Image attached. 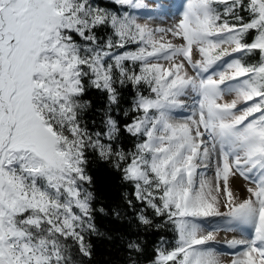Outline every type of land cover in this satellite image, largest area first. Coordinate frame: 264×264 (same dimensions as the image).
Wrapping results in <instances>:
<instances>
[{
    "label": "snow or ice",
    "instance_id": "snow-or-ice-1",
    "mask_svg": "<svg viewBox=\"0 0 264 264\" xmlns=\"http://www.w3.org/2000/svg\"><path fill=\"white\" fill-rule=\"evenodd\" d=\"M111 3L0 0V264L91 260L85 237L107 214L91 155L132 186L137 204L123 199L139 225L174 233L150 264H264V0ZM128 86L138 115L120 125ZM90 89L106 94L99 131L85 119ZM125 249L139 264V239Z\"/></svg>",
    "mask_w": 264,
    "mask_h": 264
},
{
    "label": "trees",
    "instance_id": "trees-1",
    "mask_svg": "<svg viewBox=\"0 0 264 264\" xmlns=\"http://www.w3.org/2000/svg\"><path fill=\"white\" fill-rule=\"evenodd\" d=\"M147 1L149 0H145L146 3ZM99 2L112 10L119 8L118 5L112 4L111 0H99ZM145 94H147L146 90ZM134 95L131 86L121 89L120 108L113 112L114 118L120 125L130 123L132 116L138 115V113L130 111ZM83 99L90 101L92 105V110L86 113L85 119L88 120L90 129L99 131L102 125L101 116L97 110L104 108L106 94L90 89ZM125 112H128L127 116L124 115ZM135 143V138L122 131L121 144L126 150L131 149ZM88 173L93 178L91 187L98 196L96 207H103L107 214L97 213L95 216L99 234H88L85 237L86 243L92 247L93 255L91 260L85 259L84 264H126L125 244L128 239L137 238L143 246V254L137 258L139 264H150L154 255V248L159 244L161 237L171 243L174 241V233L167 228L145 230L143 226L137 223L135 216L132 215L133 210L127 208L123 199L126 195L133 199L134 205L137 204L132 196L133 188L121 180L120 173L113 169L110 164L100 161L95 155H91ZM117 207L124 210V215L119 220L111 215V210ZM137 207L142 206L137 205ZM147 214L152 216V210L148 209ZM153 219L154 222L160 223L163 218L153 217Z\"/></svg>",
    "mask_w": 264,
    "mask_h": 264
},
{
    "label": "rangeland",
    "instance_id": "rangeland-1",
    "mask_svg": "<svg viewBox=\"0 0 264 264\" xmlns=\"http://www.w3.org/2000/svg\"><path fill=\"white\" fill-rule=\"evenodd\" d=\"M150 2H151V0L147 1V3H150ZM140 22L143 23V22H145V20L141 19ZM148 22L152 23L154 27H168V26H170V25L173 23V21L170 20V19H169V20H158V21H155V22L148 21ZM169 38H171V37H169ZM173 42L178 43V42H180V41H178V40H174ZM189 102H190V101H189ZM186 114H187V113H177L176 115H177V117L179 118L180 116H182V115H186ZM247 186H248V182L245 181V180H243L242 178H237V179L235 180V182H234V189H235V192H236V194H237L238 196H240L241 198H243L244 195L246 194V187H247ZM222 210H223V209H222ZM233 237H235V238H240V237H239V233H221V234L219 235L218 239H220L221 241H223L224 239H232ZM218 250H220V249L218 248ZM223 251H225V252H229V253H230L232 250H229V249H227V248H224ZM228 258H230V256H229Z\"/></svg>",
    "mask_w": 264,
    "mask_h": 264
}]
</instances>
